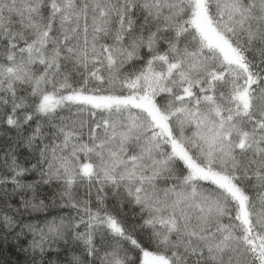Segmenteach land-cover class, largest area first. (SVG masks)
<instances>
[{
    "label": "snow or ice",
    "instance_id": "obj_1",
    "mask_svg": "<svg viewBox=\"0 0 264 264\" xmlns=\"http://www.w3.org/2000/svg\"><path fill=\"white\" fill-rule=\"evenodd\" d=\"M0 264H264V0H0Z\"/></svg>",
    "mask_w": 264,
    "mask_h": 264
}]
</instances>
